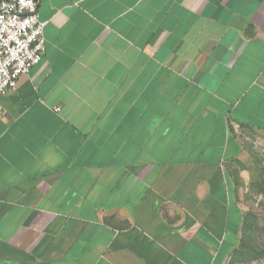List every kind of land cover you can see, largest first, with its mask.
I'll list each match as a JSON object with an SVG mask.
<instances>
[{
    "label": "crops",
    "instance_id": "obj_1",
    "mask_svg": "<svg viewBox=\"0 0 264 264\" xmlns=\"http://www.w3.org/2000/svg\"><path fill=\"white\" fill-rule=\"evenodd\" d=\"M37 12L45 54L0 96V264H226L236 133L264 131V0Z\"/></svg>",
    "mask_w": 264,
    "mask_h": 264
},
{
    "label": "rangeland",
    "instance_id": "obj_2",
    "mask_svg": "<svg viewBox=\"0 0 264 264\" xmlns=\"http://www.w3.org/2000/svg\"><path fill=\"white\" fill-rule=\"evenodd\" d=\"M241 151L227 169L244 213L241 240L226 264H264V131L241 128Z\"/></svg>",
    "mask_w": 264,
    "mask_h": 264
},
{
    "label": "built area",
    "instance_id": "obj_3",
    "mask_svg": "<svg viewBox=\"0 0 264 264\" xmlns=\"http://www.w3.org/2000/svg\"><path fill=\"white\" fill-rule=\"evenodd\" d=\"M37 9L38 0H0V96L16 89L45 54L46 22Z\"/></svg>",
    "mask_w": 264,
    "mask_h": 264
}]
</instances>
